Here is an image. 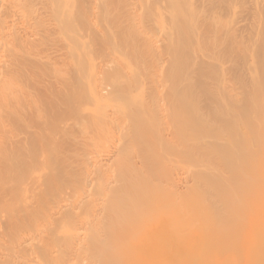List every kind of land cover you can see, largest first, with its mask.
Here are the masks:
<instances>
[{
	"label": "bare ground",
	"instance_id": "obj_1",
	"mask_svg": "<svg viewBox=\"0 0 264 264\" xmlns=\"http://www.w3.org/2000/svg\"><path fill=\"white\" fill-rule=\"evenodd\" d=\"M0 264H264V0H0Z\"/></svg>",
	"mask_w": 264,
	"mask_h": 264
}]
</instances>
